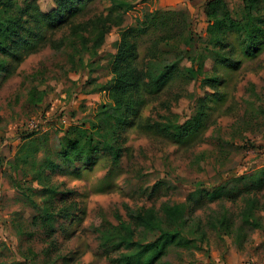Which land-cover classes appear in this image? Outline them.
<instances>
[{
  "label": "rangeland",
  "instance_id": "1",
  "mask_svg": "<svg viewBox=\"0 0 264 264\" xmlns=\"http://www.w3.org/2000/svg\"><path fill=\"white\" fill-rule=\"evenodd\" d=\"M55 1L0 0V31L15 15L24 25L0 52V264H117L120 219L154 210L178 224L171 207L182 211L188 242L170 248L167 264H264V38L249 51L245 30L257 27V12L245 0H84L54 24L22 15H46ZM259 8L264 16V0ZM123 36L142 80L165 78L143 85L116 128L102 112L114 105ZM96 128L121 146L117 162L102 139L88 159L63 155ZM253 199L260 227L244 218ZM132 225L136 241L156 238Z\"/></svg>",
  "mask_w": 264,
  "mask_h": 264
},
{
  "label": "trees",
  "instance_id": "2",
  "mask_svg": "<svg viewBox=\"0 0 264 264\" xmlns=\"http://www.w3.org/2000/svg\"><path fill=\"white\" fill-rule=\"evenodd\" d=\"M83 1L84 0H56L55 9L46 15L43 13L42 15L37 14L29 10V7L22 10V15L28 16V23L42 16L46 21L54 24L62 21L67 13L73 11ZM110 1L113 5L118 4L117 0ZM245 3L250 15H253V12H257V27H254L253 30L250 29L248 25L245 27L247 36L251 41L250 45L247 47V50L250 51L258 47L264 38V16L260 14V8L259 10L257 9L258 0H245ZM208 17L213 21L215 30L222 29V25L225 22L218 18L215 5L212 6V10L208 13ZM1 24L4 28L2 32L0 31V52H4L3 50H5L8 45V39L14 34H17L20 27L24 25L22 23V16L18 17L17 15L13 18H6V20L1 21ZM233 26V21L229 20L226 29H231ZM100 42H102V39L98 37L95 42L96 46L99 45ZM20 45L21 44H18L15 49L11 48L10 50L19 51ZM135 48V45L129 41V38L123 36L112 69L115 81L110 92V98L114 105L110 108V112L106 111L107 109L102 112L104 116L103 120H108V124L112 127L122 128L124 124L123 120L125 119V114H123L122 111L131 110L137 100L140 99L143 85L156 86L165 78V75L161 73L160 76L151 81V83H145L138 69L129 62V59L134 56ZM194 65L195 61L191 60V65L187 68V72L196 80L198 78V71L195 69ZM203 116L204 112L201 110L194 121H187L184 125L177 127V134L175 136L179 139H183L190 132L192 124L195 121L199 122ZM112 120H114V123H112ZM157 128L161 132H171L169 130L170 127L165 125ZM93 134L95 138H88L86 141H84L82 135L81 137H77L74 141H70L66 145L67 147L63 155L71 161L78 158L88 159L95 149L93 142L97 139H102L103 146L110 151L113 161L117 162L119 160L121 146L118 143H112L114 137L108 135L109 133H102L100 128H96ZM250 202L251 207L244 214V218L246 217V220L251 222L254 226L260 227V223L255 220L251 221V208H258V202L254 199ZM167 218L178 222V224L174 223L173 225H169L166 221L159 218L154 210H147L145 213L140 212L133 218V221H135L138 227L156 232V238L148 243L136 241V229L132 225L133 221L127 222L121 218L116 230L119 236V244L126 248V251L122 252L120 258L115 260V262L117 264H167L166 257L170 248L188 242L182 230V227L185 228L187 225L186 221L182 220V211L180 208H169ZM220 225L225 226V223L222 222ZM225 228L228 229V225H226ZM194 234L197 235L198 231ZM203 235L204 233L201 232V236Z\"/></svg>",
  "mask_w": 264,
  "mask_h": 264
}]
</instances>
